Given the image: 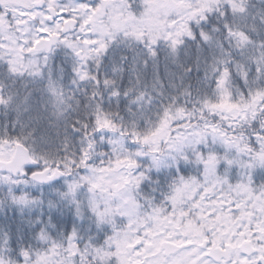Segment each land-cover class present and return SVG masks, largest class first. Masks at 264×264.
I'll return each mask as SVG.
<instances>
[{"label": "snow or ice", "instance_id": "obj_1", "mask_svg": "<svg viewBox=\"0 0 264 264\" xmlns=\"http://www.w3.org/2000/svg\"><path fill=\"white\" fill-rule=\"evenodd\" d=\"M0 264H264V0H0Z\"/></svg>", "mask_w": 264, "mask_h": 264}]
</instances>
